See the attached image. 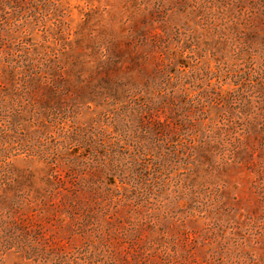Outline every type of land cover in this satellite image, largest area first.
Returning <instances> with one entry per match:
<instances>
[{
	"label": "rangeland",
	"instance_id": "1",
	"mask_svg": "<svg viewBox=\"0 0 264 264\" xmlns=\"http://www.w3.org/2000/svg\"><path fill=\"white\" fill-rule=\"evenodd\" d=\"M0 264H264V0H0Z\"/></svg>",
	"mask_w": 264,
	"mask_h": 264
}]
</instances>
